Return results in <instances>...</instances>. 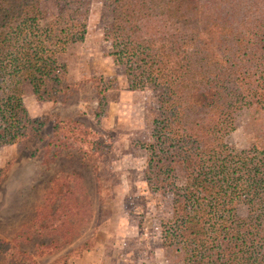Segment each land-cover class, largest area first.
Returning <instances> with one entry per match:
<instances>
[{
  "label": "trees",
  "instance_id": "obj_1",
  "mask_svg": "<svg viewBox=\"0 0 264 264\" xmlns=\"http://www.w3.org/2000/svg\"><path fill=\"white\" fill-rule=\"evenodd\" d=\"M105 1L104 39L128 89L169 97L159 137L146 145L145 166L146 179L175 197L163 247L176 264H264V0ZM91 4L0 0V150L21 145L31 157L39 152L32 143L45 138L40 126L27 123L23 97L30 92L57 102L71 90L60 56L85 40ZM105 92L99 89V105ZM244 108L253 137L239 151L227 142L228 121ZM52 129V145L75 146L93 164L112 147L78 120L57 118ZM9 167L0 168V180ZM52 197L31 233L49 230L43 223L48 203L58 200ZM23 235L0 239L7 264L21 263Z\"/></svg>",
  "mask_w": 264,
  "mask_h": 264
},
{
  "label": "rangeland",
  "instance_id": "obj_2",
  "mask_svg": "<svg viewBox=\"0 0 264 264\" xmlns=\"http://www.w3.org/2000/svg\"><path fill=\"white\" fill-rule=\"evenodd\" d=\"M109 4L92 0L85 40L60 56L72 87L57 102L23 97L27 123L41 127L42 144L31 157L21 145L0 150V168L10 162L0 180V239L18 242L20 264H176L162 245V231L174 216V195L145 177L146 145L159 137V124L168 116L166 92L130 91L122 66L110 56L104 39ZM106 99L99 105V89ZM78 120L106 138L111 150L96 162L84 161L75 146L52 145L53 120ZM227 142L239 151L253 137L251 114L244 108L228 121ZM59 197L53 194L56 184ZM44 219L49 230L31 233L47 198ZM61 209L55 214L56 207ZM45 208V207H44ZM247 208L239 207L246 215ZM59 229H52L54 224ZM57 230V231H55ZM17 257H15L16 259ZM0 264H7L0 254Z\"/></svg>",
  "mask_w": 264,
  "mask_h": 264
}]
</instances>
